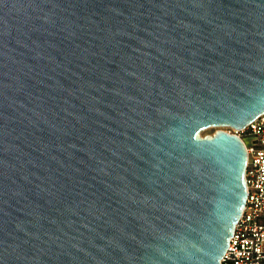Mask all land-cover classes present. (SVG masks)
Masks as SVG:
<instances>
[{
    "label": "water",
    "instance_id": "1",
    "mask_svg": "<svg viewBox=\"0 0 264 264\" xmlns=\"http://www.w3.org/2000/svg\"><path fill=\"white\" fill-rule=\"evenodd\" d=\"M264 113V0H0V264H220Z\"/></svg>",
    "mask_w": 264,
    "mask_h": 264
},
{
    "label": "built area",
    "instance_id": "2",
    "mask_svg": "<svg viewBox=\"0 0 264 264\" xmlns=\"http://www.w3.org/2000/svg\"><path fill=\"white\" fill-rule=\"evenodd\" d=\"M226 128L245 147L246 198L220 264H264V113L243 129Z\"/></svg>",
    "mask_w": 264,
    "mask_h": 264
},
{
    "label": "rangeland",
    "instance_id": "3",
    "mask_svg": "<svg viewBox=\"0 0 264 264\" xmlns=\"http://www.w3.org/2000/svg\"><path fill=\"white\" fill-rule=\"evenodd\" d=\"M226 127L225 126H221V127H206L205 129L201 130L199 133H198V137L199 138H205L206 135H209V136H213L217 131H226Z\"/></svg>",
    "mask_w": 264,
    "mask_h": 264
}]
</instances>
